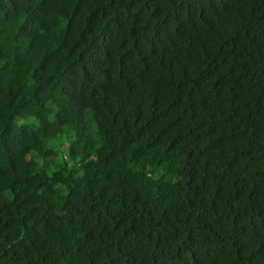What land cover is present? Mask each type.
<instances>
[{
	"label": "trees",
	"instance_id": "obj_1",
	"mask_svg": "<svg viewBox=\"0 0 264 264\" xmlns=\"http://www.w3.org/2000/svg\"><path fill=\"white\" fill-rule=\"evenodd\" d=\"M0 264H264V0H0Z\"/></svg>",
	"mask_w": 264,
	"mask_h": 264
},
{
	"label": "rangeland",
	"instance_id": "obj_2",
	"mask_svg": "<svg viewBox=\"0 0 264 264\" xmlns=\"http://www.w3.org/2000/svg\"><path fill=\"white\" fill-rule=\"evenodd\" d=\"M88 135L91 137V138H95L96 137V127H95V124L94 122H91L89 123V126H88ZM72 138H71V135H66L65 138H64V143L66 146H69V143L72 142ZM61 148V146H59ZM174 179V177L172 178Z\"/></svg>",
	"mask_w": 264,
	"mask_h": 264
}]
</instances>
